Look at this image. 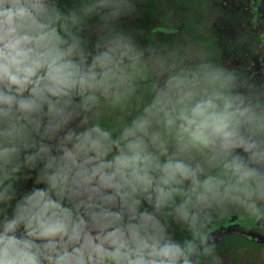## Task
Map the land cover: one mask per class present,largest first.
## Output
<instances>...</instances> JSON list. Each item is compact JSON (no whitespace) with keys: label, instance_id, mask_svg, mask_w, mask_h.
<instances>
[{"label":"clouds","instance_id":"9594fccd","mask_svg":"<svg viewBox=\"0 0 264 264\" xmlns=\"http://www.w3.org/2000/svg\"><path fill=\"white\" fill-rule=\"evenodd\" d=\"M96 7L113 5L100 0L85 15ZM68 20L51 0H0V264H192L190 242L174 239L162 217L192 223L197 214L180 186L190 181V192L205 204L220 197L224 181L200 180L199 165L167 155L146 116L116 139L99 123L79 132L71 127L98 91L107 93L112 70L108 51L89 62ZM71 20L79 23L75 14ZM220 98L166 113L165 128L193 145L219 141L225 151L243 148L253 162L264 161V106ZM149 143L159 145L163 162ZM225 167L241 181H264L240 155ZM22 177L34 182L21 195ZM258 188L264 192V184ZM177 196L185 198L177 203ZM248 209L260 214L254 203Z\"/></svg>","mask_w":264,"mask_h":264},{"label":"trees","instance_id":"16d2710c","mask_svg":"<svg viewBox=\"0 0 264 264\" xmlns=\"http://www.w3.org/2000/svg\"><path fill=\"white\" fill-rule=\"evenodd\" d=\"M52 2L63 15L69 17L68 30L80 37L86 54L91 53L88 55L89 62L92 55L106 51L110 52L111 58L118 57L121 61V64L108 66L112 71L106 81L107 93L98 91V100L90 110H80L76 122L71 125L78 132L99 123L101 128L109 131L112 138L116 139L125 127L131 126L133 120L146 116L151 121L149 132L160 134V139L168 150L167 155L175 154V158L193 165L190 159L184 158L183 152H178L179 147L184 150L189 147L187 137L179 135L176 129L169 131L165 128L166 113L178 114L198 100L217 93L221 97L217 102L222 104L223 97H238L240 90L246 103L264 106V95L257 93L254 85L239 88L237 80L240 70L222 65L227 56L228 59H241L245 46H249L251 42L258 43L261 38L264 40V32L259 26L253 24L249 28L252 23L251 14L244 13L241 23V9L246 3L250 8L251 0H241L240 8L238 2L233 4L229 0L230 6L223 24L212 30L207 14L208 0H129L128 3H120L116 9L96 7L87 15L85 8L98 5L99 0ZM130 13L133 14L132 19L129 17ZM74 14L79 19V23L75 25L71 20ZM114 15L117 19L112 18ZM242 24L245 28L241 27ZM227 25L228 29L224 33ZM93 27H101L103 32L94 35L90 32ZM219 28L224 32L218 31ZM61 35L65 33L62 31ZM194 39L198 42L201 56L198 63H189L186 60L190 59L189 48ZM254 51L255 49H250L249 53ZM247 59L251 60V56ZM245 71H241V79L247 77ZM252 75L250 73L248 77ZM158 99L161 103L153 108L151 115L146 114L145 108L156 104ZM145 139L148 137L145 136ZM148 147L156 155L158 162L165 160L166 156L159 145L149 143ZM209 151H212L211 146ZM235 155H240L247 167L257 169L264 177V161L250 163L249 154L243 148L220 154L219 160H215L214 170L211 173L202 170L199 177L203 180L211 175L223 180L220 197L203 204L205 209L201 210L195 194L190 192L191 182L185 181L180 187L191 197L189 208L197 214V218L189 224L170 216L162 217L174 239L181 243L187 240L192 247L194 238L205 227L228 214L264 217V192L258 188V184H264V181H241L230 168H226L225 165ZM199 167L202 169L200 164ZM33 182V179L22 177L17 182L19 193L22 195L30 191ZM245 185H249L246 190ZM183 198L185 197L177 196L176 202L179 203ZM14 203L15 201L13 206ZM253 203L259 209V215L249 211L248 205ZM144 207H148L147 203ZM231 209L239 212L228 211ZM11 211L10 206L9 214ZM0 219L3 217L0 216ZM248 225L264 230V225L261 224ZM218 227L210 226L209 229L220 230ZM208 231L197 248L194 264H222L219 262L221 257L228 259L231 264H264V242L253 238L252 231L245 230L246 234L241 235V223L222 229L217 240L209 238Z\"/></svg>","mask_w":264,"mask_h":264},{"label":"flooded vegetation","instance_id":"af4514ba","mask_svg":"<svg viewBox=\"0 0 264 264\" xmlns=\"http://www.w3.org/2000/svg\"><path fill=\"white\" fill-rule=\"evenodd\" d=\"M52 1L53 0H51V2ZM128 1L129 0H110V2L113 5V7H111L110 9H116L117 6L120 3H123V2H127L128 3ZM251 1H252L251 2L252 6L250 8L247 7V5H246L247 3H246L241 9V23L243 21L242 15L244 13L245 14L246 13L251 14L252 23L250 24L249 28H252V25L254 24L255 26H259L261 31L264 32V29H263L262 25L258 23L257 16L255 17L256 11L258 10L257 8L259 7L258 0H251ZM235 2H238V8H240L241 0H232L233 4ZM98 3H100V0H99ZM239 3H240V6H239ZM229 6H230L229 5V0H219V1L218 0H208V3H207V9H208L207 14L209 15V24H210V27H211L210 29L211 30L213 28H216L219 25L223 24V19L227 15V10H228ZM129 8H131V5L129 6ZM246 8L249 9L250 11L246 10ZM129 17L132 19L133 18V14L130 13ZM112 18L113 19H117V16L114 15V16H112ZM241 27L245 28V25L242 24ZM227 29H228V25L224 29L225 32H224V30H222L220 28L217 29V30L220 31V32L226 33ZM178 31H180V30H178ZM90 32H92V34H94V35L101 34L103 32V28H101V27H98V28L93 27L90 30ZM261 47H263V49H260ZM244 48H246V49H245L243 54L241 53V59L235 58V57L233 59H228L229 56H227V58L224 60V62H222V65L224 67H233V68H236V69L240 70L239 71L240 75L238 77V80L235 79V80L238 81V83H240V86H239L240 89L242 88V86H244V87L248 86V88H250V87H252L254 85V87L258 91L257 93H259L260 95H264V69L256 70V69L251 67V65L254 62L252 57L254 55H257L258 52L264 50V40H262V38H261V39H259L258 43L251 42V44H249V46H245ZM250 49H255V51L252 52V53H249ZM247 50H248V52H247ZM189 54L190 55H188V57L190 59L186 60V62H189V63H198L199 62L198 60H199V57L201 56V54H200V51H198V42L195 39L192 40V44L190 45V48H189ZM248 55L251 56V60L247 59L249 57ZM120 62L121 61L118 60V57L117 58L113 57V58H111V63H109L108 66H110L112 64H117V63L121 64ZM241 71L242 72L245 71V76H246V74H248L247 77H245L244 79H241ZM250 73H253V75L249 78L248 76H249ZM237 81H236V83H237ZM250 82L252 83V85H250ZM243 91L246 92V90H243ZM238 97H241V90H240V94H239ZM188 145H189V147L186 148L187 150H184V149H182V147H179L178 152H183L184 155H185L184 158L186 160L190 159L189 160L190 163L191 162L193 163V165H191L192 167H196L197 165L200 164L202 166V170L204 172H206V173H211L214 170V167L216 166L214 164L215 160L216 159L219 160L220 154L222 155V154L225 153V150L220 146L219 141L217 142L216 145L211 146L212 151H209L210 146L205 147L203 145H193L191 143L188 144ZM237 148H239V147H236V148H233V149L236 150ZM114 152H115V150H113V154H114ZM186 154L189 155V156H187ZM109 158H111V156H109ZM250 160H249L250 163L252 162V163L255 164V162H253L252 160L250 161ZM199 177H201V176H199ZM220 190L222 191V188H220ZM198 207L201 210L205 209V205H203L201 203L198 204ZM234 215L239 216L238 214H228L226 216H234ZM226 216H224V217H226ZM239 217H241V218L242 217H254V218H258V219L259 218L260 219H264V217H261V216L259 217V216L246 215V214L245 215H241ZM223 218H221V219H223ZM219 220H217V221H219ZM217 221H213V223H215ZM238 223H241V235H245L246 234L245 230L252 231V233L253 232L264 233L263 229H259V228L254 229V228H252V226L248 225L250 223L259 225L258 223H252V222L242 221V220L241 221H238V220L237 221H224V222H221L219 224L214 225V227L220 226V228L218 227L220 230L214 228L215 230L208 229L210 231H208V230L207 231L209 232V235H213V236L216 235V236H214V238L213 237L212 238L217 240L218 239L217 236L221 233L220 231L222 229H225V227H227L229 225H232L234 227L235 225H238ZM261 225H263V224H261ZM235 231H237V230H235ZM254 236H253V238H255L256 240L264 242V240L260 239L256 235H254ZM192 247H193V244H192ZM228 264H231V262L229 261Z\"/></svg>","mask_w":264,"mask_h":264},{"label":"rangeland","instance_id":"374dc122","mask_svg":"<svg viewBox=\"0 0 264 264\" xmlns=\"http://www.w3.org/2000/svg\"><path fill=\"white\" fill-rule=\"evenodd\" d=\"M258 3H259L258 4L259 7L257 8L258 10L256 11L255 17L257 16L258 23L261 24L263 29H264V0H258ZM231 33H233V32H231ZM260 49H263V47H261ZM252 59L254 61L253 64L251 65L252 68H254L256 70L264 69V50L258 52V54L254 55L252 57ZM228 211L239 212V210H232V209L228 210ZM253 235H256L260 239L264 240V233L253 232ZM214 236H216V235H214ZM214 236L213 235H209V238H212V237L214 238ZM219 262L222 263V264H228L229 263V261L226 258H224V257H222L219 260Z\"/></svg>","mask_w":264,"mask_h":264},{"label":"water","instance_id":"95a60500","mask_svg":"<svg viewBox=\"0 0 264 264\" xmlns=\"http://www.w3.org/2000/svg\"><path fill=\"white\" fill-rule=\"evenodd\" d=\"M248 221V222H252V223H258V224H263L264 225V219H258V218H254V217H239L237 215H234V216H226L224 217L223 219H220L219 221L211 224L210 226H214L216 224H219L221 222H224V221ZM210 226H207L205 227L201 233H199L195 238H194V242H193V247L192 249H194V251L191 252V255H190V260L192 262V264H194V260H195V257H196V251H197V248L200 246L201 242H202V239H203V235L205 234V232L210 228Z\"/></svg>","mask_w":264,"mask_h":264}]
</instances>
